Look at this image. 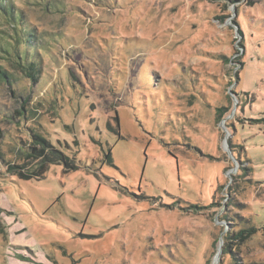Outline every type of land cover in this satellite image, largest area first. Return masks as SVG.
<instances>
[{"label": "rangeland", "instance_id": "rangeland-1", "mask_svg": "<svg viewBox=\"0 0 264 264\" xmlns=\"http://www.w3.org/2000/svg\"><path fill=\"white\" fill-rule=\"evenodd\" d=\"M28 131L75 168L7 172ZM248 226L264 264V0H0V264H231Z\"/></svg>", "mask_w": 264, "mask_h": 264}, {"label": "trees", "instance_id": "trees-1", "mask_svg": "<svg viewBox=\"0 0 264 264\" xmlns=\"http://www.w3.org/2000/svg\"><path fill=\"white\" fill-rule=\"evenodd\" d=\"M235 1V0H233ZM240 34V31H239ZM32 64L25 66V71H28V77L34 80L31 72ZM4 74V73H3ZM29 144L27 145L26 156L30 161L22 164H11L7 167L6 171L16 174L19 178L30 179L43 177L51 164H63L67 168H75L72 160L63 152L55 148L50 141L42 134L37 132L28 131ZM31 162L33 165H30ZM257 229L255 227L241 228L232 233L224 236V244L222 246V255H230L232 257L231 264H241L238 259L234 257L230 250L229 240L233 238L237 244L245 242Z\"/></svg>", "mask_w": 264, "mask_h": 264}, {"label": "water", "instance_id": "water-1", "mask_svg": "<svg viewBox=\"0 0 264 264\" xmlns=\"http://www.w3.org/2000/svg\"><path fill=\"white\" fill-rule=\"evenodd\" d=\"M220 243H222L221 240H220ZM220 250H221V246H220V248H219L218 251H217V255L220 253Z\"/></svg>", "mask_w": 264, "mask_h": 264}]
</instances>
